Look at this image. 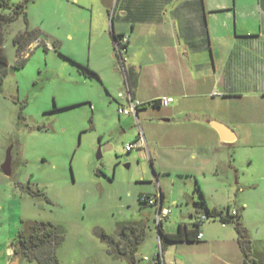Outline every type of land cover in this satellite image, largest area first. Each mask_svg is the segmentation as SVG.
I'll use <instances>...</instances> for the list:
<instances>
[{
  "label": "rangeland",
  "instance_id": "1",
  "mask_svg": "<svg viewBox=\"0 0 264 264\" xmlns=\"http://www.w3.org/2000/svg\"><path fill=\"white\" fill-rule=\"evenodd\" d=\"M22 1L11 0V8L0 12L9 13ZM76 2L27 0V23L22 14L3 30L8 69L0 85V264L14 261L8 251L23 222L41 220L64 232L56 249L59 264H128L112 258L96 234L100 228L117 236L118 225L126 222L145 226V238L135 254L139 263H148L143 257L151 260L159 251L155 205L139 200L141 194L157 192L154 172L146 147L143 152L125 149L139 128L133 115L117 111L119 102L125 104L123 88L118 87L122 78L114 70L120 61L102 39L90 47L94 30ZM98 21L101 32L105 23ZM26 27L37 30L40 39L29 45L19 66L13 38ZM78 59L90 64L99 77L80 73ZM7 153L10 175L1 169ZM234 156L238 212L251 241L249 261L264 264V146L241 147ZM27 186L41 195L28 193ZM199 206L186 211L184 220L192 223L189 214L195 220L205 212L204 205ZM173 211L178 214L179 207L173 206ZM200 226L203 233L207 228L218 232L221 222L209 220ZM207 244H186L193 264L216 260L211 252L222 244ZM17 264L33 263L17 259Z\"/></svg>",
  "mask_w": 264,
  "mask_h": 264
},
{
  "label": "crops",
  "instance_id": "2",
  "mask_svg": "<svg viewBox=\"0 0 264 264\" xmlns=\"http://www.w3.org/2000/svg\"><path fill=\"white\" fill-rule=\"evenodd\" d=\"M76 1L94 30L90 47L102 39L114 48L113 34L128 38L120 68H114L125 93V104H118L126 106L128 94L141 103L138 120H144V146L154 160V194L169 209L163 231L192 230L194 215L188 213L191 223L184 213L199 210L202 199L204 208H238L235 151L264 146V0ZM98 19L105 23L101 32ZM164 96L172 98L169 105L150 104ZM214 122L225 127L222 134ZM157 210L155 205L154 216ZM219 229L207 228L202 239L168 241L163 263L193 264L187 243L218 241V255L211 252L216 260L206 264H255L244 258L233 224Z\"/></svg>",
  "mask_w": 264,
  "mask_h": 264
},
{
  "label": "trees",
  "instance_id": "3",
  "mask_svg": "<svg viewBox=\"0 0 264 264\" xmlns=\"http://www.w3.org/2000/svg\"><path fill=\"white\" fill-rule=\"evenodd\" d=\"M26 3L27 0L17 3L9 13L0 12V85L2 84L8 69V60L2 50L3 30L6 25L18 19L22 14L27 23L25 14ZM0 8H11V0H0ZM121 37L122 35L113 34L114 41L119 40ZM37 39H40L39 32L34 29H29L28 27L14 36L13 44L15 45L16 55L19 60L17 65L20 66L25 62L27 48ZM45 49H47L46 46ZM77 65L81 71L80 73H83L85 76H97L96 72L89 69L88 66L79 63H77ZM149 163L154 170L153 159H149ZM26 190L32 195H41V192L33 191L29 186H27ZM160 199H162V196H160ZM200 204L204 205L203 199ZM230 208L231 207L228 206L224 209L216 210L214 208L209 209L205 207V212L201 213L208 217H219L224 222H230L235 226L238 235V243L244 254V258L247 260L250 255L251 241L248 237L245 226L240 221L241 214L238 213L235 216L231 215L229 213ZM23 224H25L24 227L18 229L13 243V257L25 259L33 264H59L56 249L64 240L63 230L50 221L41 220L29 223L23 222ZM193 225L194 227L190 231L185 230L184 232H181V228H178V231L174 234L165 233L162 226H159L157 232L161 251L164 250V245L168 241H178L182 239L194 240L198 232L199 224L193 223ZM144 227V224L140 221L126 222L118 225L117 236L109 235L100 228L96 230V234L105 242L107 245V253L112 258L124 259L128 264H141L136 259L135 254L140 243H142L145 238ZM148 261L149 262L145 264H163L160 253H157L155 257Z\"/></svg>",
  "mask_w": 264,
  "mask_h": 264
},
{
  "label": "built area",
  "instance_id": "4",
  "mask_svg": "<svg viewBox=\"0 0 264 264\" xmlns=\"http://www.w3.org/2000/svg\"><path fill=\"white\" fill-rule=\"evenodd\" d=\"M127 36L122 35L121 38H119V40L114 41V49L117 52L118 57L120 58V61H123V53L125 52L126 49V42H127ZM120 96H122L123 94H119ZM172 101V98L164 96L161 97L159 99L153 100L150 102L151 105H158V106H167L169 105V103ZM141 103L137 102L135 100H133L130 96V94H128V104L126 106L123 105H118L117 111L119 114H126V115H133L135 117L136 120V124L138 125L139 128V134L136 140H134L133 142L127 143L125 146L126 150H131L134 148H141L142 146H144V138H143V134L141 132V127H140V122L138 120V109L140 107ZM141 202H143L144 204H154L158 207V210L155 213L154 219H155V223H156V227L158 228L159 226H162V222L163 220L166 218V216L169 214V209L166 207H162L161 206V199L159 195H147V194H142L140 197ZM229 213L233 216L237 215L238 212V208H230ZM209 220H219L221 222L222 226L226 225V222H224L222 219H220L219 217L213 218V217H208L205 214H199L194 223H198L199 226L203 224L204 221H209ZM198 226V227H199ZM197 239H202L203 238V232L198 230L197 235H196ZM157 253L161 254V259H162V251H161V247H160V243H159V251ZM144 260H149V258L147 256L143 257ZM164 264V263H163Z\"/></svg>",
  "mask_w": 264,
  "mask_h": 264
},
{
  "label": "water",
  "instance_id": "5",
  "mask_svg": "<svg viewBox=\"0 0 264 264\" xmlns=\"http://www.w3.org/2000/svg\"><path fill=\"white\" fill-rule=\"evenodd\" d=\"M212 126H214L217 130L220 131V133L222 134V132L224 131L225 127L220 125V124H217V123H212ZM226 139V138H225ZM10 165H11V156L9 153H7L6 157H5V160L4 162L1 164V169L3 171L4 174L6 175H10L11 173V168H10ZM12 263H15L17 264V259H14V261ZM11 263V264H12Z\"/></svg>",
  "mask_w": 264,
  "mask_h": 264
},
{
  "label": "flooded vegetation",
  "instance_id": "6",
  "mask_svg": "<svg viewBox=\"0 0 264 264\" xmlns=\"http://www.w3.org/2000/svg\"><path fill=\"white\" fill-rule=\"evenodd\" d=\"M144 148H145V146H142L141 148H134V149H137V150H140L141 152H143V150H144ZM132 150V149H131ZM131 150H127V151H131ZM147 156L149 157V159H153V157L150 155V154H148V152H147ZM154 161V160H153ZM142 195V194H141ZM140 195V196H141ZM154 195V194H153ZM156 195V194H155Z\"/></svg>",
  "mask_w": 264,
  "mask_h": 264
}]
</instances>
